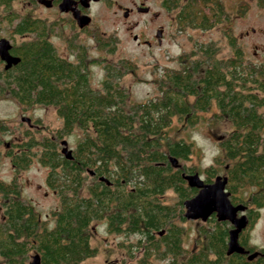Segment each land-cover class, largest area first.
Returning <instances> with one entry per match:
<instances>
[{
	"label": "trees",
	"instance_id": "trees-1",
	"mask_svg": "<svg viewBox=\"0 0 264 264\" xmlns=\"http://www.w3.org/2000/svg\"><path fill=\"white\" fill-rule=\"evenodd\" d=\"M10 1L0 0L6 6ZM161 5L176 11L180 28L208 30L226 17L220 0H161ZM246 9L243 1L238 13ZM47 29L44 19L18 18L12 32H32L35 37L13 47L19 62L14 72L0 75V93L22 106L55 107L61 126L53 137L38 140L26 130L25 139L13 143L8 155L14 170L25 168L34 157L49 168L46 183L56 191L59 208L52 211L54 223L48 227L33 205L20 198L15 179L0 180V264H29L31 251L42 264H81L95 255L89 226L96 219H105L111 232L139 235L133 248L140 251L136 264H155L153 259L160 264H253L239 253L226 254L230 225L212 216L207 226L198 227L200 245L190 251L182 246L183 228L176 220H185L183 202L196 193L182 173L197 171L171 165L170 156L187 160L191 145L170 139L167 130L173 119L194 125L213 102L214 117L226 118L232 127L219 141L231 162L226 163L229 200L252 204L253 192L248 199L238 192L264 183V67L244 62L227 31L229 58H215L211 45L199 47L202 59L163 72L155 97L129 103L119 84L124 72L105 65L101 89L91 88L84 47L71 46L75 60H65L49 42ZM97 41L108 52L115 48L113 37ZM74 128L83 135L71 150L72 158L66 159L58 151V139ZM216 161L222 163L223 158ZM88 172L93 180L82 195ZM203 173L204 180L211 181L214 167L203 168ZM169 189L175 194L173 204L163 202Z\"/></svg>",
	"mask_w": 264,
	"mask_h": 264
},
{
	"label": "rangeland",
	"instance_id": "rangeland-1",
	"mask_svg": "<svg viewBox=\"0 0 264 264\" xmlns=\"http://www.w3.org/2000/svg\"><path fill=\"white\" fill-rule=\"evenodd\" d=\"M247 4V9L240 15L241 2ZM226 17L208 30H198L190 27L180 28L175 18V10L168 11L161 5V0H95L90 11L92 20L84 32H76L74 27L65 21L58 23L46 12L44 7L28 4V0H11L6 6L0 2V36L10 38L14 43L33 39V35H17L12 32V24L18 18L30 16L44 19L49 24L47 38L55 45L56 52L71 59L75 50L66 46L72 37L79 33V42L86 53L88 83L93 89H101L105 65L115 66L124 72L119 79L120 86L127 93L129 103H137L155 97L158 94V83L166 69H179L192 60L204 57L199 47L211 45L215 48V58L225 59L231 56L232 50L228 44L226 32L230 31L240 46L243 61L264 67V0H220ZM147 7L146 12L137 11L136 7ZM127 16H123L125 9ZM160 29L157 40L156 31ZM95 35V40L92 35ZM135 36V38H134ZM69 37H71L69 39ZM113 37L115 48L108 52L98 46L97 38ZM204 59V58H203ZM121 62H128L124 64ZM216 108L213 104L207 111L200 112L194 125H187L173 119L168 128L170 139H182L191 145V153L187 160H177L179 165L193 167L203 178V168L200 166L202 147L192 140L198 134L204 140L205 147L215 146L218 149L212 166L218 174L223 173L227 162L224 158L219 141L231 130V124L226 118L214 117ZM28 117L30 125L21 117ZM35 125V126H34ZM61 126V119L51 105L33 104L22 106L6 92L0 93V180L15 179L19 187L20 198L33 205L44 224L51 227L54 223L52 211L59 208V197L55 190L46 183L49 168L43 166L34 157L29 164L20 170H14L8 150L13 143L25 139L24 132L40 140L52 138ZM82 132L74 128L69 135L58 139V151H61V140L67 142V147L73 149L82 137ZM264 140V128L261 130ZM223 158L220 163L216 160ZM93 180L91 172L86 173L80 194L86 195L87 185ZM253 190L245 188L238 195L248 199ZM163 202L173 204L175 194L167 190ZM185 208L183 206V213ZM3 208L0 206V218ZM182 226V246L190 251L197 248L200 235L198 227L209 222L199 219L176 220ZM255 235L262 238L264 233V212L261 226L255 230ZM253 233V234H254ZM90 244L96 248L95 255L81 261V264H136L140 251L134 248L138 239L137 233L124 234L111 232L107 229L105 219L93 220L89 226ZM132 251V256L129 254ZM34 253H29V261ZM28 261V262H29ZM155 264L161 261L152 260ZM3 264V263H1Z\"/></svg>",
	"mask_w": 264,
	"mask_h": 264
},
{
	"label": "water",
	"instance_id": "water-1",
	"mask_svg": "<svg viewBox=\"0 0 264 264\" xmlns=\"http://www.w3.org/2000/svg\"><path fill=\"white\" fill-rule=\"evenodd\" d=\"M86 1V0H81ZM66 3V1H63ZM66 5V4H64ZM86 5V4H85ZM61 9H66V7L60 4ZM64 7V8H63ZM137 11L146 12L147 7L138 6L136 7ZM128 9L126 8L123 12V16H127ZM77 25L83 27L88 24L89 16L88 15H76ZM160 35V29L156 31L157 40ZM135 38V36H134ZM10 44L7 39L0 38V59L5 62V68L10 67L12 64H16L19 61V57L12 56L9 54ZM21 120L30 125V119L28 117H21ZM60 144L62 145L61 153L66 159L72 158V151L67 147V142L63 139ZM169 161L173 167L180 166L175 157H169ZM183 179L186 181L187 185L190 187H195L197 192L190 198L184 200L183 206L185 212L183 213L184 218L186 219H199L201 221H206L208 217L215 213L217 220H226L231 225L232 228L228 230V239L226 254L235 252L243 253V248L237 242L238 233L246 225V217L244 214L237 216L238 211H242L245 208V205L242 203L232 204L228 198V193L224 191V186L226 183V178L217 175L211 183H205L197 172L194 173H182ZM104 177H100V180H103ZM252 255L248 258L250 259ZM29 264H42L40 258L37 254H33Z\"/></svg>",
	"mask_w": 264,
	"mask_h": 264
},
{
	"label": "flooded vegetation",
	"instance_id": "flooded-vegetation-1",
	"mask_svg": "<svg viewBox=\"0 0 264 264\" xmlns=\"http://www.w3.org/2000/svg\"><path fill=\"white\" fill-rule=\"evenodd\" d=\"M63 1H66V3H63ZM94 3H95V0H86V1H81V0H28V4L44 7V9L46 10V12L48 14H50L52 17L56 18V19H54V21H57V23H58V20H59V23H63L65 21L68 25H71L72 27H74V30L76 32H84L87 25H85L83 27H79L77 25V17L74 14L76 13V15H88L90 18L89 22H88V24H89L92 20V16L90 14V11H91ZM60 4L64 7H66V9L62 10L60 7ZM64 4H66V5H64ZM61 19H63V22L60 21ZM16 23L17 22L12 24V28ZM46 24L48 25V29H49V24L47 22H46ZM48 29H47V33H48ZM78 34L79 33H76L72 37V39H70L71 37H69L70 40L68 41L66 46L69 47L70 50H73L71 47L73 45L83 46L81 44V42H79L81 37ZM17 35H19V34H17ZM21 35H33L35 37L34 33H32V32L24 33ZM91 37L93 40H95L94 34ZM0 38H5V37L0 36ZM30 38L28 40H31ZM5 39H7L9 44H10V48L8 50L9 54L12 56H16L13 53V47L18 45L19 43H14L10 38H5ZM50 43L52 44V42H50ZM52 46L55 49V45L52 44ZM55 51H56V49H55ZM59 56L65 60H68V61H74L75 60L74 52H73V54H71V57H72L71 59L67 58L66 56H64V57L61 55H59ZM16 64H12L10 67L5 68L4 67L5 62L0 59V75H2V72H14ZM85 66L87 69V63ZM227 168H228V165L224 164L223 173L218 174L215 172L213 177H211V181L206 182L204 180V176H203V178H201V177L200 178L205 183H211L217 175H219L221 177H225L227 180V176H226V169ZM224 190L228 193V191L225 189V186H224ZM196 192H197V189H196ZM228 198H229V193H228ZM238 203L239 202H237V204ZM261 203H263V204H261ZM244 205H245L244 210L238 211L236 214L237 216L244 214L246 217V220H247L245 227L238 233V236H237L238 244L244 250L243 253H239V254L242 255L247 260H252L253 264H264V233L262 234V238H261L262 243L261 244L257 245V244H253L250 242L252 237H253V233L255 232V230H257L261 226L262 212H264V183H258L256 186H254V188H253V203L252 204H250V203L244 204ZM211 216L216 219L215 213H212L208 218H210ZM228 224L230 225L229 229L232 228V225L229 222H228ZM250 255H252V257L249 259L248 257Z\"/></svg>",
	"mask_w": 264,
	"mask_h": 264
},
{
	"label": "clouds",
	"instance_id": "clouds-1",
	"mask_svg": "<svg viewBox=\"0 0 264 264\" xmlns=\"http://www.w3.org/2000/svg\"><path fill=\"white\" fill-rule=\"evenodd\" d=\"M192 140L196 142L197 145L201 146L203 151H202V159L200 161V166L202 168H207L209 167L210 165L213 164L214 162V157L217 155L218 153V149H216L215 146H211V147H205L204 146V140L203 138H201L198 134L196 135H193L192 136ZM251 243L253 244H261L262 241L259 237H257L255 235V233L253 234V237L250 241Z\"/></svg>",
	"mask_w": 264,
	"mask_h": 264
},
{
	"label": "bare ground",
	"instance_id": "bare-ground-1",
	"mask_svg": "<svg viewBox=\"0 0 264 264\" xmlns=\"http://www.w3.org/2000/svg\"><path fill=\"white\" fill-rule=\"evenodd\" d=\"M225 191V190H224Z\"/></svg>",
	"mask_w": 264,
	"mask_h": 264
}]
</instances>
